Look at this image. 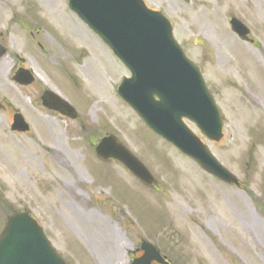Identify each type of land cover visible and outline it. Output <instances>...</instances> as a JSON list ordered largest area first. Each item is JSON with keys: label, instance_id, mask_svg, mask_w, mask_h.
I'll return each mask as SVG.
<instances>
[{"label": "rangeland", "instance_id": "374dc122", "mask_svg": "<svg viewBox=\"0 0 264 264\" xmlns=\"http://www.w3.org/2000/svg\"><path fill=\"white\" fill-rule=\"evenodd\" d=\"M43 1L0 0V43L9 51L0 59V104L9 103L0 108V233L9 215L28 210L73 263L79 256L86 264H127L129 251L147 239L178 264H264V0H145L171 20L176 39L202 70L224 118L219 142L202 138L238 186L215 179L156 136L118 94L129 76L125 65L68 0H53L47 9ZM231 16L258 43L240 40ZM16 54L79 119L44 107L37 83L21 88L11 80ZM84 60L91 74L76 67ZM14 110L30 132H11ZM106 134L141 159L157 188L96 156Z\"/></svg>", "mask_w": 264, "mask_h": 264}, {"label": "water", "instance_id": "95a60500", "mask_svg": "<svg viewBox=\"0 0 264 264\" xmlns=\"http://www.w3.org/2000/svg\"><path fill=\"white\" fill-rule=\"evenodd\" d=\"M70 7L106 42L130 69L118 87L121 97L157 134L172 143L204 169L230 184H238L212 155L209 148L184 123H196L209 139L222 137V116L209 93L200 70L185 56L174 40L170 21L147 8L143 0H70ZM232 30L243 40L249 29L237 18L230 19ZM6 49L0 45V57ZM30 70L20 68L14 80L26 85L33 81ZM158 98V100H157ZM43 104L67 116L76 117L74 108L51 91H45ZM13 131L25 132L30 125L21 113L14 115ZM96 153L114 158L148 184V170L114 136H107ZM144 254L132 264L166 263L149 242H142ZM0 264H65L51 246L43 229L27 211H17L8 219L0 236Z\"/></svg>", "mask_w": 264, "mask_h": 264}, {"label": "bare ground", "instance_id": "6f19581e", "mask_svg": "<svg viewBox=\"0 0 264 264\" xmlns=\"http://www.w3.org/2000/svg\"><path fill=\"white\" fill-rule=\"evenodd\" d=\"M41 4H43L42 6L45 8V9H47L46 7H50L52 4H53V0H44L43 1V3L42 2H40ZM78 35L79 36H82L81 34H80V32H78ZM49 40V39H48ZM77 69H78V71H80L83 75H87L88 73L89 74H91V72H90V66H89V63H88V61H84L82 64H79V65H77ZM89 76V75H88ZM88 76H87V78H88ZM90 79V78H89ZM88 79V81H90ZM93 110L95 109V106L92 108ZM40 118H41V116H40ZM42 120H44V122L46 123V125L50 128V131H51V134H54V130H53V128L51 127L52 126V123H51V121H49V120H47V119H44V118H41ZM55 135V134H54ZM56 136V135H55ZM56 138V137H55ZM239 203H242V205H240V206H243V201L241 200V199H239Z\"/></svg>", "mask_w": 264, "mask_h": 264}, {"label": "flooded vegetation", "instance_id": "af4514ba", "mask_svg": "<svg viewBox=\"0 0 264 264\" xmlns=\"http://www.w3.org/2000/svg\"><path fill=\"white\" fill-rule=\"evenodd\" d=\"M142 253H143V251L141 250V246L140 245H138L137 247H136V249H135V251L134 252H131V253H129V262H131V260L134 258V257H139V256H141L142 255ZM162 255H164V254H162ZM164 256H166V255H164ZM168 257V256H167ZM169 261H170V264H177V263H175L171 258H167ZM187 259H189V257H187ZM68 264H70L69 262H68ZM152 264H161V263H158V262H156V261H153L152 262Z\"/></svg>", "mask_w": 264, "mask_h": 264}]
</instances>
